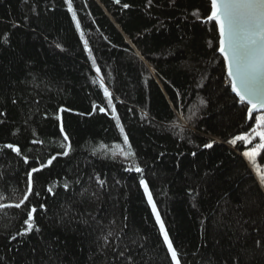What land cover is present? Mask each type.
Returning <instances> with one entry per match:
<instances>
[{
  "label": "trees",
  "instance_id": "obj_1",
  "mask_svg": "<svg viewBox=\"0 0 264 264\" xmlns=\"http://www.w3.org/2000/svg\"><path fill=\"white\" fill-rule=\"evenodd\" d=\"M72 2L80 28L66 0H0V203L18 202L27 172L57 156L25 206L0 209V264H123L125 245L135 264H173L141 179L181 264H264V186L249 144L230 143L260 112L249 120L231 89L210 1ZM124 135L134 158L118 154ZM33 205L40 230L16 235Z\"/></svg>",
  "mask_w": 264,
  "mask_h": 264
},
{
  "label": "snow or ice",
  "instance_id": "obj_2",
  "mask_svg": "<svg viewBox=\"0 0 264 264\" xmlns=\"http://www.w3.org/2000/svg\"><path fill=\"white\" fill-rule=\"evenodd\" d=\"M116 3H120V0H115ZM151 4L152 0H148ZM68 10L72 13V17L76 20V27L80 28V21L77 19V14L73 9L72 0H66ZM125 8L129 5L125 4ZM206 22H215L218 26L219 31V46L218 51L222 54L224 61L227 65V76L230 81L231 89L239 98V102L246 104L248 118H253V113L259 111V116L255 119L256 126L252 128L250 133H245L242 135L235 136L230 143L236 145L237 142L242 144H252L256 137L260 138V142L250 150L243 152V156L246 157L255 167L257 173L259 174V182L261 186H264V171L261 170L259 165L256 163L257 156L260 150H264V0H210V14L206 16ZM84 36L83 31H81V37ZM0 41L7 43V37H0ZM84 46L88 47V41L84 40ZM59 47V45H57ZM89 55H91V49H89ZM93 63L95 60L93 59ZM97 72L100 71L99 68L96 69ZM103 84V79L100 81ZM104 94L109 98V103H111V93L105 87ZM203 103V101H201ZM101 112L106 111L104 108L99 109ZM61 112L69 111L68 109L61 108ZM115 106L112 108V112L115 113ZM119 121V117H116ZM61 131H64L63 123L61 122ZM120 131L123 132L124 129L121 126ZM64 141H68L67 134L64 135ZM123 142L127 145V150L120 145L119 155L125 159L134 158L135 153L128 144V137L124 135ZM34 144L43 143V141L34 140ZM215 141H211L203 145L204 148H212ZM7 149H11L17 155L21 154V149L19 146L13 144H7L4 146ZM65 150L57 155L68 156L71 151L70 142L61 145ZM113 158L116 157L117 153H112ZM195 155V153H193ZM24 163H28V156H24ZM57 159L54 155L49 158L46 163H40L38 167H32L30 171L27 172V183L25 192L19 198L18 202L13 204L0 203V209H6L14 207L20 209L25 206V203L29 201V197L33 195V174L40 173L42 170L53 165V161ZM129 170H133L131 167ZM134 170L137 173H142L143 169L136 165ZM97 183L103 187L105 181L96 178ZM140 185L143 187L144 194L147 196V202L151 205L152 212L155 215L156 223L159 225V231L163 236V243L167 247V252L170 254L171 261L173 264H181V259L179 258V253L173 245V241L170 238L169 232L166 228L165 222L162 219L160 212L157 209V205L153 199L152 192L149 190V185L147 181L141 179L139 181ZM63 187L67 189L69 187L68 183H64ZM48 191L52 192L51 186L48 187ZM39 195V193H35ZM40 209L46 211V206L41 204ZM27 218L24 220L23 231L16 233V235H26L28 233L39 231V227L36 225L35 218L37 215V207L35 205L31 206L30 209L25 208ZM258 230V229H257ZM247 233V229H244ZM113 233L109 232L107 236L103 237L105 244L101 246V251H105L109 245L107 243L109 236ZM16 237L13 236L12 239ZM117 240H120V236H116ZM135 243V242H133ZM257 246L264 245V238H259L254 241ZM115 246H113V249ZM119 257L123 258V264H135L131 253L128 251L127 245H125L124 250L119 251Z\"/></svg>",
  "mask_w": 264,
  "mask_h": 264
},
{
  "label": "rangeland",
  "instance_id": "obj_3",
  "mask_svg": "<svg viewBox=\"0 0 264 264\" xmlns=\"http://www.w3.org/2000/svg\"><path fill=\"white\" fill-rule=\"evenodd\" d=\"M244 134H245V133H244ZM241 135H242V134H241ZM257 144H258V143H257ZM253 147H255V146H252V145L249 144V146L245 149V151H246V150H250V149L253 148ZM260 151H261V150H260ZM260 151H259V152H260ZM256 163L259 165V167L261 168V170L264 171V165H263V163H261L260 160H257Z\"/></svg>",
  "mask_w": 264,
  "mask_h": 264
},
{
  "label": "water",
  "instance_id": "obj_4",
  "mask_svg": "<svg viewBox=\"0 0 264 264\" xmlns=\"http://www.w3.org/2000/svg\"><path fill=\"white\" fill-rule=\"evenodd\" d=\"M209 1H210V0H209ZM217 27H218V26H217ZM220 54H221V53H220ZM221 56H222V54H221ZM222 57H223V56H222ZM225 67H226V71H227V65H226V62H225ZM248 107H249V106H248ZM256 113H259V111L254 112L253 115L256 114ZM249 120H250V119H249ZM252 170H253V169H252Z\"/></svg>",
  "mask_w": 264,
  "mask_h": 264
}]
</instances>
